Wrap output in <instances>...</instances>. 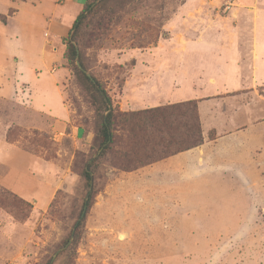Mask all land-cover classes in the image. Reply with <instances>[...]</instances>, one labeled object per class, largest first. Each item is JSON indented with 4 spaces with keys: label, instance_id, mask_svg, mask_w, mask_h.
<instances>
[{
    "label": "rangeland",
    "instance_id": "1",
    "mask_svg": "<svg viewBox=\"0 0 264 264\" xmlns=\"http://www.w3.org/2000/svg\"><path fill=\"white\" fill-rule=\"evenodd\" d=\"M78 41L119 112L194 100L214 106L218 122L262 123L264 139V0H108ZM57 45L64 128H47L48 116L26 105L0 48L12 96L0 95V264H264V156L160 158L141 138L137 158L98 162L76 249L60 251L88 191L99 117L90 85L61 61L64 39ZM34 68L18 71L25 80L49 71Z\"/></svg>",
    "mask_w": 264,
    "mask_h": 264
},
{
    "label": "crops",
    "instance_id": "2",
    "mask_svg": "<svg viewBox=\"0 0 264 264\" xmlns=\"http://www.w3.org/2000/svg\"><path fill=\"white\" fill-rule=\"evenodd\" d=\"M86 1L0 0V9L5 16L4 20H0L1 54L6 56V62L10 65V73L13 74L16 81L19 79L18 81L22 85L21 93H25L23 97H26L24 99L26 105L32 108L36 107L48 116L50 124L47 128H64L69 118V111L63 102L64 95L61 88L63 81L55 75L56 51L50 48L47 40H52L56 46H58L57 43L62 45V40L68 35L69 29ZM38 24L41 25L38 30L44 37L42 43L36 41L34 35ZM45 31L48 32V36L44 35ZM19 34H26V36L23 37ZM63 35L65 37L60 38ZM6 48L8 52L4 53ZM64 48L65 45L64 47L62 45V54ZM60 58L61 61L64 60L62 56ZM26 64L32 70H36L35 65H40L49 71L46 74H44L45 71L42 73L43 69L40 70V73L36 71L31 78L28 76L29 80H25L22 78L21 72L18 71V66L20 68ZM8 90L10 89L6 84H0L1 96L12 98L7 94ZM37 101L38 105L35 106ZM58 106L64 112L62 117L58 114ZM215 109L212 105L206 106L205 103L199 102L197 110L204 137L203 143L170 156H201V154L206 156L211 152L221 156H264V139L256 138V136L262 135V123L254 124L245 121L240 126H236L235 122L228 125L230 121L227 117L222 122H218L214 115H210L209 112H215ZM241 109L243 113L252 111V108L246 105L241 106ZM211 131L214 133L213 138L208 137ZM164 164L166 162L157 161L153 167H161Z\"/></svg>",
    "mask_w": 264,
    "mask_h": 264
},
{
    "label": "trees",
    "instance_id": "3",
    "mask_svg": "<svg viewBox=\"0 0 264 264\" xmlns=\"http://www.w3.org/2000/svg\"><path fill=\"white\" fill-rule=\"evenodd\" d=\"M107 1L87 0L69 29L68 35L64 38L63 58L69 63H74L76 67L74 74H79L82 80L90 85L94 105L98 112L99 126L95 134L98 141L97 150L87 160L83 168V177L88 191L73 227L61 242V252H70L76 249L87 212L95 196L92 188L93 173L103 157L114 152L123 159L137 158L139 155L137 143L140 138L148 151L159 150L160 158L196 147L202 144L204 139L194 100L121 113L113 106L111 97L102 83L94 75L87 73L79 50L78 36L87 22L92 19L98 7ZM76 60L79 61L80 67L76 64ZM117 127L126 133L124 137L116 136ZM162 154L164 157L161 156ZM20 202L23 203L22 200ZM50 263L51 258H48L45 264Z\"/></svg>",
    "mask_w": 264,
    "mask_h": 264
},
{
    "label": "built area",
    "instance_id": "4",
    "mask_svg": "<svg viewBox=\"0 0 264 264\" xmlns=\"http://www.w3.org/2000/svg\"><path fill=\"white\" fill-rule=\"evenodd\" d=\"M44 35L48 36V32H44ZM47 44L50 46V48L53 50V51H56L57 50V46L56 44L52 41V40H47Z\"/></svg>",
    "mask_w": 264,
    "mask_h": 264
},
{
    "label": "water",
    "instance_id": "5",
    "mask_svg": "<svg viewBox=\"0 0 264 264\" xmlns=\"http://www.w3.org/2000/svg\"><path fill=\"white\" fill-rule=\"evenodd\" d=\"M76 64L78 65V67H80V65H79V61L78 60H76ZM88 73V72H87ZM89 74V73H88Z\"/></svg>",
    "mask_w": 264,
    "mask_h": 264
}]
</instances>
